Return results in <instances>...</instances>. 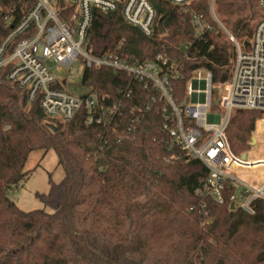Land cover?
Here are the masks:
<instances>
[{
	"label": "trees",
	"instance_id": "trees-1",
	"mask_svg": "<svg viewBox=\"0 0 264 264\" xmlns=\"http://www.w3.org/2000/svg\"><path fill=\"white\" fill-rule=\"evenodd\" d=\"M150 2L167 36L149 39L120 12H96L91 53L140 61L173 57L183 73L171 84L178 102L197 70L210 71L216 87L228 81L235 48L212 18L210 0H192L185 11ZM33 4L0 0L13 16L8 24L0 12V46ZM193 13L211 27L200 39L194 37ZM215 14L240 43L250 41L263 16L259 0H216ZM8 72L0 69V264H264V199H255L250 213L231 200L239 188L230 183L222 204L199 195L209 170L174 144L164 129L170 109L151 86L108 68L86 69L83 84L109 97L107 104H121L112 125L87 126L84 110L67 123L49 118L41 101L29 102ZM127 88L131 96L123 98L118 91ZM261 116L250 110L232 114L226 135L236 156L251 149ZM263 134L255 132L256 138ZM50 150L65 171L47 194H37L51 211L24 212L8 192L27 179L30 155ZM255 152L236 168L244 180L250 170L264 168Z\"/></svg>",
	"mask_w": 264,
	"mask_h": 264
},
{
	"label": "built area",
	"instance_id": "built-area-1",
	"mask_svg": "<svg viewBox=\"0 0 264 264\" xmlns=\"http://www.w3.org/2000/svg\"><path fill=\"white\" fill-rule=\"evenodd\" d=\"M33 1L32 8L12 26L0 46V69L9 67L8 80L27 92L29 102L38 98L44 113L58 122H70L84 110L87 126L112 125L121 115V104H107L109 97L100 96L91 86L87 95L69 94L53 75L48 62L52 61L58 72L81 59L86 69L108 68L115 74L125 73L159 93L170 109L165 115L164 129L183 153L199 159L208 168L209 177L197 193L222 204L226 184L230 183L240 192L231 200L252 213V202L264 199V185L253 187L242 182L236 168L247 161L232 152L226 130L236 110L258 111L262 115L258 121L264 124V0H259L263 16L255 25L249 47L225 30L215 14L216 0H210L212 18L227 33L235 48L230 78L221 84L229 85L230 94L219 99L217 94L221 85H214L212 73L197 70L194 73L204 72L205 77L193 79V73L185 97L179 102L175 100L171 84L181 80L183 73L173 57L159 54L154 59L140 61L116 53L94 56L89 50V32L96 12L106 16L120 12L127 24L149 39L167 36L150 0ZM163 1L185 11L192 0ZM0 12L4 10L0 8ZM3 16L6 23L13 24L10 11L4 12ZM192 21L196 39L211 29L195 13ZM118 92L123 98L131 96L128 88Z\"/></svg>",
	"mask_w": 264,
	"mask_h": 264
},
{
	"label": "rangeland",
	"instance_id": "rangeland-1",
	"mask_svg": "<svg viewBox=\"0 0 264 264\" xmlns=\"http://www.w3.org/2000/svg\"><path fill=\"white\" fill-rule=\"evenodd\" d=\"M51 67L53 75L62 83L63 88L69 94L73 96H84L90 93V87L83 84V76L86 70L85 63L79 59L73 63L70 67L65 68L63 71L58 72L54 69V63L48 62ZM193 79L204 78V72H196L193 75ZM230 94L229 85H221L217 97L223 99ZM256 130L262 132L263 126L257 124ZM255 132L252 134V138H256ZM258 142L251 145L250 150L246 153L251 158L250 153H256L259 150L260 153L257 156L258 159H264V138H256ZM260 139V140H259ZM242 154V155H243ZM26 171L29 175L25 181H23L17 187L12 188L8 192V196L17 204V206L24 212H31L35 210L45 209L50 212L51 210L46 208L37 194H47L51 187V182L60 183L65 177V171L63 167L59 165L58 156L54 150H50L47 153L34 152L30 155L26 164ZM250 180L263 181L264 180V168L256 170H250L248 172ZM243 201V200H242Z\"/></svg>",
	"mask_w": 264,
	"mask_h": 264
},
{
	"label": "crops",
	"instance_id": "crops-1",
	"mask_svg": "<svg viewBox=\"0 0 264 264\" xmlns=\"http://www.w3.org/2000/svg\"><path fill=\"white\" fill-rule=\"evenodd\" d=\"M257 124H260V125H262L263 126V130H262V133H264V124H262L261 122H257L256 123V126H257ZM255 131H256V127H255ZM264 138V134H263V137H262V139ZM260 140V139H259ZM257 142H258V139H257ZM247 158H248V155H247ZM241 180H242V182L243 183H247V184H250L251 186H253V187H261V186H263L264 185V180L263 181H253V180H243L242 178H241ZM240 193V192H239Z\"/></svg>",
	"mask_w": 264,
	"mask_h": 264
},
{
	"label": "water",
	"instance_id": "water-1",
	"mask_svg": "<svg viewBox=\"0 0 264 264\" xmlns=\"http://www.w3.org/2000/svg\"><path fill=\"white\" fill-rule=\"evenodd\" d=\"M244 45H245V47H249L250 44H249V42H247V43H245ZM218 103H219L218 100H216V101H215V105L217 106ZM256 143H257V139H256L255 137L252 138V143H251V145H254V144H256ZM241 157H242L243 160H246V159H247V154H243Z\"/></svg>",
	"mask_w": 264,
	"mask_h": 264
},
{
	"label": "bare ground",
	"instance_id": "bare-ground-1",
	"mask_svg": "<svg viewBox=\"0 0 264 264\" xmlns=\"http://www.w3.org/2000/svg\"><path fill=\"white\" fill-rule=\"evenodd\" d=\"M244 180V179H243Z\"/></svg>",
	"mask_w": 264,
	"mask_h": 264
}]
</instances>
